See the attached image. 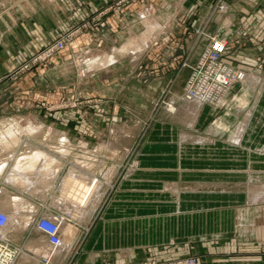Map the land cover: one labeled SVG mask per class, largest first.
Returning <instances> with one entry per match:
<instances>
[{"label":"rangeland","instance_id":"1","mask_svg":"<svg viewBox=\"0 0 264 264\" xmlns=\"http://www.w3.org/2000/svg\"><path fill=\"white\" fill-rule=\"evenodd\" d=\"M32 1L35 2L34 5ZM2 2L0 0V5H3ZM26 2L32 6L40 3L56 5L64 19V16L80 7L84 0H8V4L0 8V11L11 7L19 13L18 5ZM161 3L162 0H115L99 12L88 14L78 24L57 31L53 39L26 55L5 75V81L0 84V162L4 163L0 171V209L5 212L12 209L11 204L1 206L7 196L20 198L34 207L24 205L21 208L22 215H32L31 221L19 222L12 226L14 229L5 228L0 232L16 252L12 264H27L20 263L25 254L35 257L38 260L35 264H90L92 256L87 249V241L93 226L114 199L122 181L137 169V156L150 132L159 125L168 124L171 118L169 115L176 112L177 105L171 99L172 80L167 83L160 82L161 86L164 84L162 88L152 93L150 101H145V95L150 93L148 86L151 82L147 72L151 68L146 60H132L128 55L92 70L80 61L90 51L110 52L113 46H122L132 36L142 33L149 20L161 22L159 8L166 5L161 6ZM127 11L134 12L131 18L133 24L132 21L130 25L123 22L122 15ZM145 12H148L147 16L142 15ZM112 13H115L116 22L120 23L123 30L121 36L106 38L107 29L111 26L107 17ZM212 36L214 35L208 36L207 44L193 62L180 63L181 66L186 65L188 74L179 100L191 101L199 95V103L211 108L212 118L200 128H191L189 132L197 139H213L233 145L238 149L239 156L235 158L238 164L232 167L214 168L222 169L223 174L231 169L233 177L221 178L223 185L219 188H199L198 191L240 194L242 203H223L216 205V208H242L238 210L239 221L231 230L229 238L239 242V246L240 243H251L256 248L250 257L235 252L226 254L225 259L238 262L247 259L252 260L251 264H264V228L261 226L264 221V200H247L250 191L256 192L264 185V110L260 108L264 105V50L253 61L239 66L227 58L230 52L228 39L216 37L225 41L219 56L223 65L235 69L232 74H241L240 77H228L231 83L227 79H221L222 83L218 84L215 74L224 72L223 69L209 67L208 59L203 63L201 60L202 55L211 48ZM59 38L63 39L61 48L48 55L43 52L48 44ZM75 42H79V48L74 50L71 47ZM34 57L36 60H33ZM23 64L25 67L22 68ZM193 71L196 75L192 79ZM252 122L255 131L250 138L253 140L247 144L245 138L250 127L248 123ZM241 123L244 124V131L237 133ZM176 129L180 128L176 126ZM11 131L14 134H6ZM61 137L65 140L62 141ZM7 139H14L16 142L7 147L3 142ZM30 146L45 150L57 159L60 169L58 168L55 178L44 191L46 194L39 190H27L26 186L18 183L4 181L14 159ZM252 154H255L254 157H251ZM203 168L205 166L197 169ZM69 169L75 172V178H68ZM89 178H94L93 182L97 180L95 185L97 184L98 198L94 208L87 206V211L83 208L86 204H79L76 198L84 190ZM193 180L182 177L178 182L183 187L197 185ZM59 185H69L68 191ZM200 185L201 183L198 184ZM62 192L67 198H72L73 203L68 209L61 211V207L55 202ZM48 213L64 221L60 237L68 250L60 261H48L29 249L32 244L47 243L45 235L35 226V221L39 216ZM250 233L258 238L253 239ZM212 240L211 237L170 238L161 244L150 246V249H155L149 256L137 261L130 260L128 255H121L122 258L118 259L115 254H99L97 258L100 264H200L201 255L191 252L177 253L172 249L179 244L189 250L199 241L208 243Z\"/></svg>","mask_w":264,"mask_h":264},{"label":"crops","instance_id":"2","mask_svg":"<svg viewBox=\"0 0 264 264\" xmlns=\"http://www.w3.org/2000/svg\"><path fill=\"white\" fill-rule=\"evenodd\" d=\"M113 1L115 0H84L80 7L64 16V19L57 11L56 5L47 6L44 3L36 6L28 2L23 3L18 5L19 13L11 7L1 10L0 84L5 81V75L17 63L53 39L57 31L78 24L88 14L99 12ZM226 1L227 12L220 13L213 10L216 0H162L161 6L166 4L164 8H159L161 15L159 19L162 21L149 20L158 25L149 45L135 55L123 53L116 58L119 60L129 55L132 60L139 58L149 64L151 69L147 72L151 79L148 86L150 93L148 96L145 95V101H150L152 93L162 88L164 84L161 86L160 82L167 83L172 80L171 99L176 103L177 109L175 113L169 115L171 118L168 124L159 125L150 132L137 156V169L122 181L114 199L106 207L101 219L93 226L87 241V249L92 256L90 264H100L97 258L99 254H115L118 259L128 255L130 260L137 261L149 256L155 249H150V246L174 237L213 239L208 243L199 241L189 250L179 244L173 247L172 250L177 253L191 252L201 255L200 264H251L252 260L247 259L239 262L225 259L226 254L235 252L247 257L253 254L256 248L251 243H240L239 246V242L229 238L231 230L239 221L238 210L242 208L235 209L231 206L226 210L216 208V205L223 203H242L240 194L198 191L199 188H219L223 185L220 182L221 178L233 177L231 169L229 170L231 173L226 171L223 174L222 169L214 168L238 164L235 158L239 156V151L233 145L219 140L194 137L189 132L190 129L200 128L206 124L212 118L210 116L212 110L208 105L197 101L179 100L182 85L188 74L186 65L181 66L180 63L193 62L202 47L207 44L208 36L226 37L230 46L227 58L239 66H245L244 64L253 61L264 50V0ZM32 4L35 2L32 1ZM133 16L134 12L127 11L122 15L123 22L130 25ZM107 19L111 26L107 29L106 38L118 37L123 27L116 22L115 13L109 15ZM140 35L141 33L134 35L127 41L137 40ZM78 43H73L71 48L78 49ZM262 98L264 100V95ZM260 108L264 110V105ZM248 125L250 127L245 138L247 144L253 140L250 136L255 131L253 122ZM176 126L180 129H176ZM60 139L65 140L64 137ZM10 140L6 141H16ZM48 154L45 150L30 146L14 159L8 169L19 168L17 163L20 161L35 162L37 159L32 168L28 167L26 170L23 168L27 173L36 174L41 171ZM201 166L205 168L197 169ZM182 177L193 178L197 185L183 187L178 182ZM62 195L63 192L60 196ZM7 197L13 201L12 204L24 201L16 197ZM60 201L58 198L56 203ZM261 226L264 228V221ZM250 234L253 239L258 238L257 235Z\"/></svg>","mask_w":264,"mask_h":264},{"label":"bare ground","instance_id":"3","mask_svg":"<svg viewBox=\"0 0 264 264\" xmlns=\"http://www.w3.org/2000/svg\"><path fill=\"white\" fill-rule=\"evenodd\" d=\"M2 1H3L2 2L3 5H0L1 9L4 8V6H6L8 4V0H2ZM146 13H148V12L143 13V15L147 16ZM157 26H158L157 24H154V23L149 21V23L147 24L146 31L141 33V35L137 38V40L127 41L124 45H122L120 47H113V49H112V51L110 53L91 51V52H89V55L83 57L80 62H83L85 64L86 68L94 69V68H99V67H101V66H103V65H105L107 63L115 61L116 58H118L123 53H127V54H130V55H135V53H137V52L140 53L146 46L149 45L150 41L152 40V37L156 33ZM243 79H245V77ZM191 101L199 102V100H197V99H193ZM242 130H244V124L238 127L237 133H241ZM6 134L7 135H12V134H14V132H12V131H11V133L10 132H6ZM3 142H5L7 144V147L8 146L10 147L16 141L8 142V141L4 140ZM36 161H37V159H36ZM36 161L35 162H32V161L31 162H22V161H20L19 163H17L19 168H16L15 170L8 169L7 174L5 175L6 177H5L4 181L5 182H9V183H18L19 185L26 186L25 188L27 190H39V192L43 193L48 188V184L51 183L52 180L56 176L57 170L59 168L58 167V162H57V159H56L55 156H51V155L48 154L45 157V159H44V164L42 165L43 167L41 168L40 172H38L36 174L25 172V170L28 169V167L32 168L35 165ZM3 164H4L3 162H0V171L4 167ZM24 167H25V170H23ZM67 172L69 173V175H68L69 179L75 178L73 176H75L76 174H75V172L72 169H69ZM89 179L90 180L85 184L84 190H82L81 194H79L77 196V198H76L79 201V204H81V205L86 204L83 208L86 209L87 211L89 209V208H87V206H91L90 209L94 208V204H95V202H96V200L98 198V196H97L98 192H97V186H96L97 184L95 185V182L97 180L95 179L96 181L93 182L94 178L93 179L89 178ZM69 185H70V183H69ZM69 185H67V186H63V185L60 186L59 185V186L61 188L66 189L68 191ZM71 192L72 191H70V193ZM28 193H29V191H28ZM71 195L72 194H69V196H71ZM16 199H18V198L16 197ZM60 199H61V201L58 202V203L55 202V204L59 205V207H61V211L65 210V209H68L69 205L71 203H73L72 202V200H73L72 198H71L72 199L71 200V199H69L67 197H64L63 195L60 196ZM248 200L249 201H254V202L255 201L257 202V201L264 200V185H261L260 188L256 192H251L250 191L249 194H248ZM62 201L66 202V204L63 203ZM12 202L13 201L10 199V197H5V199L1 202V206H5V205H8V204H11V206H12V209L9 210V213L6 212L7 221L5 223V226L0 228V230L2 232H3V230H5L6 227L7 228H10V227L12 228V226L18 225L19 222L27 223L28 221H31L30 219L32 218V215L30 213H28L29 215H22L21 208L24 205H27L28 207H31V208L33 206L31 204L25 202V201H23L21 203H17L16 202V204H12ZM52 205H53V203H52ZM73 209H71V210H73ZM26 210H27V208H26ZM74 210H76V208ZM26 212H28V211H25V213ZM73 212H75V211H73ZM46 216L49 217L48 214H46ZM63 222H61V223L58 222L59 227L63 226ZM12 229H14V228H12ZM46 242L48 244H45V243H39L37 245H33L32 244V245L29 246V249L33 250L36 254H38L40 256H44L45 258H47V260L48 259H52L54 261H60L66 255L68 247H66L65 243H63L62 241L60 243H51V242L47 241V239H46ZM33 243H35V242H33ZM22 258H23V260L22 261L20 260V263H23V262H25L27 264L38 263V260L35 259V257L33 258L32 256L27 255V254L23 255Z\"/></svg>","mask_w":264,"mask_h":264},{"label":"built area","instance_id":"4","mask_svg":"<svg viewBox=\"0 0 264 264\" xmlns=\"http://www.w3.org/2000/svg\"><path fill=\"white\" fill-rule=\"evenodd\" d=\"M213 10L220 12V13L227 12L228 10L227 1L226 0H216ZM224 43L225 41L217 39L214 36L210 37L211 48H208L209 50L207 51V53H204L202 55V59H201L202 63L208 59L209 67H215L216 69H219V68L223 69L224 72L222 73L219 72V74L217 73L215 74L218 84L222 83L221 79H227V81L231 83L230 78H228L231 75H234L235 77L236 75L238 77L241 76V74L239 73L232 74L235 71V69H233L232 67H227L226 65H223L222 60L219 58L220 53L223 51ZM62 45H63V39L59 38L58 40L48 44L43 52H46L48 55L54 52L55 50L61 48ZM36 57H34L33 60H36ZM25 64H23L21 67L22 68L25 67ZM195 75H196V72L193 71L191 73V78L193 79ZM199 97L200 96L198 95V96H195L193 99L199 100L200 99ZM48 215L49 217H47L46 214H43L39 216L38 218H36L35 226L40 232H42L45 235L47 241L51 243H60L62 241L60 237L61 227H59L58 222L61 223L62 221H60V219L52 213H48ZM6 221H7V214L5 211L0 209V228L5 226ZM15 256H16L15 250L11 248L10 244L2 237L0 233V264H12ZM189 262L193 263V261H189Z\"/></svg>","mask_w":264,"mask_h":264}]
</instances>
